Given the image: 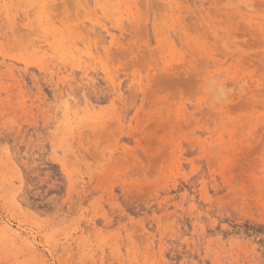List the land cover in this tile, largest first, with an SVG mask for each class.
<instances>
[{"label":"rangeland","instance_id":"obj_1","mask_svg":"<svg viewBox=\"0 0 264 264\" xmlns=\"http://www.w3.org/2000/svg\"><path fill=\"white\" fill-rule=\"evenodd\" d=\"M0 264H264V0H0Z\"/></svg>","mask_w":264,"mask_h":264}]
</instances>
